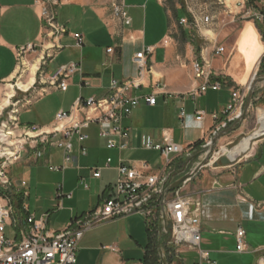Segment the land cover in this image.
Listing matches in <instances>:
<instances>
[{
    "label": "crops",
    "instance_id": "crops-1",
    "mask_svg": "<svg viewBox=\"0 0 264 264\" xmlns=\"http://www.w3.org/2000/svg\"><path fill=\"white\" fill-rule=\"evenodd\" d=\"M117 2L131 18L130 27L122 26L114 16L113 7ZM56 12L58 24L65 27L67 33L46 37L40 0H0V102L7 86L21 76L22 61L26 60L25 67L37 64L35 83L27 92L34 87L33 92L39 95L17 114L19 125L51 128L60 112H74L76 119L94 116L90 111L77 112L79 99L109 97L113 94L114 81L132 83L134 87L126 95L137 98L140 103L123 120L125 150L108 149V140L100 136L97 124L85 130L89 136L82 144L87 149L86 156H79L80 145L74 139L78 167L71 169L76 171L80 187L91 191L89 181L95 191L89 195L87 207L65 208V202L70 205L76 201L74 193L69 194L71 198L62 199L63 208L57 202L55 211H66L68 216L53 224V213H49L50 234L65 230L73 221L85 219L100 209L106 199L115 196L116 184L107 177L118 179L116 167L120 161L136 168L147 163L149 170L145 175L163 170L164 158L160 151L147 149L149 143L160 145L164 137L169 136L184 148L194 147L191 160L174 158L169 167L172 181L181 178L177 174L179 169H189L196 163V167L201 165L207 152L203 146L234 124L222 128L227 122L224 112L236 99L247 100L255 75L263 73L261 76H264V52L258 63L250 64V45L264 49V23L261 22L244 21L240 29L231 27L230 34L220 32L218 24H215L218 28L208 30L210 23L196 18L195 25L184 4L174 13L167 0H60ZM184 18L189 24L181 26ZM75 34L83 36L82 47L77 45ZM219 45L226 48L217 55L216 51L223 48ZM29 46L33 50L20 56L21 50ZM109 49L113 52L108 53ZM146 51L148 71L140 73L134 58ZM195 61L208 65L211 86L204 93L199 91L206 80L195 78ZM71 64H77L79 70L69 80L67 91L52 87L50 79L62 67ZM214 84H220V88H214ZM52 96L59 97L55 107L46 108V112L40 110L43 100ZM151 96L156 99L154 106L145 101ZM256 103L264 107V80L256 86L250 110ZM33 114L37 117L24 122L25 116ZM263 116L264 113L259 117ZM177 131L181 134L177 135ZM254 133L247 114L244 122L219 140L216 151L225 154L224 149L233 141ZM114 140L120 142L119 138ZM253 141L250 150L231 165H209L208 162L198 169L196 176L182 184L185 195L202 202L201 249L208 253V261H202L198 251L183 248L178 259L169 256L170 264H264V135ZM51 149L57 148L45 149L47 165H54L57 160L49 152ZM154 154H158L160 160L152 163L149 159ZM27 155L35 162L41 160L34 152L25 153L20 160ZM108 159H111L110 168H106ZM58 161L62 162V157ZM99 168L101 177L95 179L94 171ZM82 180L88 189L81 184ZM14 184L21 190L15 197L20 210L25 208L31 215L26 203L30 195L20 181ZM62 187L63 191L65 184ZM160 227L159 221L150 225L145 217L137 216L101 222L85 232L79 244L77 264H163L159 252ZM240 229L245 232L243 252L237 250ZM163 246L166 257L167 241Z\"/></svg>",
    "mask_w": 264,
    "mask_h": 264
},
{
    "label": "built area",
    "instance_id": "built-area-1",
    "mask_svg": "<svg viewBox=\"0 0 264 264\" xmlns=\"http://www.w3.org/2000/svg\"><path fill=\"white\" fill-rule=\"evenodd\" d=\"M249 3L258 0H246ZM60 0H40L41 17L46 28V37L51 35H63L67 33L65 27L57 22L56 9ZM257 10V7H255ZM114 16L119 19L122 26L130 27L131 18L128 16L123 6L117 3L113 7ZM256 22L264 23V13L254 14ZM205 23L210 21L209 17L203 19ZM194 24H197L194 18ZM189 21L184 18L180 21L181 26L188 25ZM264 37V34H263ZM77 45L83 46V36L74 35ZM33 50L29 46L22 49L20 56L27 51ZM109 49L108 53H112ZM224 52V48H219L216 54ZM22 53V54H21ZM147 54L141 52L134 58V62L139 67L140 73L148 71ZM208 65L204 61H195L193 65L195 78L206 80L205 85L199 93H204L211 86L210 73L207 71ZM79 66L71 64L62 67L51 79L50 85L57 90L66 92L69 87V80L78 72ZM132 83H112L113 94L101 100L95 98H80L76 106L77 112L90 111L94 114L83 119H76L74 112H60L56 115L54 126L51 128H41L37 126L19 125L16 110L12 111L7 122H3L0 128V264H77V253L79 244L85 232L91 227L115 218H125L134 215H143L149 224L163 223V197L168 185L172 182V173L169 167L174 158L185 155L189 158L194 152V147L184 148L173 141L169 136H165L163 143L155 145L147 144L149 150L160 151L165 161V167L157 174L145 175L149 170L147 163H143L140 168L124 165L120 161L116 167L118 173L115 185V196L104 201L103 206L97 211L88 215L85 219L73 221L65 230L50 234L48 231V221L50 214L37 218L29 215L25 208L20 210L18 202L15 200L16 193L21 190L16 189L9 177V168L25 153L34 152L37 159L44 158L46 148L55 147L62 151L61 165H50V170L54 172H65L71 168H77V157L74 154V139H77L79 156H86L87 149L82 144L88 140L85 133L92 124L100 126V136L106 138L107 148L123 151L127 145L123 142L126 138V130L123 126L125 116L139 106L137 98L127 96L126 93L132 89ZM214 88L219 89L220 84H214ZM149 106L156 105L154 97L145 99ZM244 98L235 100L234 105L228 107L224 112L227 122L222 126L228 127L229 123L235 122L244 107ZM15 106V105H14ZM14 115V116H12ZM181 119L185 120V113L181 112ZM119 138L117 143L114 138ZM23 139L19 144H13L12 140ZM211 142L203 148H210ZM27 147V149H26ZM225 154L215 152L209 161V165H214ZM111 159L107 160L106 168H110ZM102 169H96L93 177L99 179ZM81 184L88 189L84 180ZM62 186L59 191H62ZM168 194V193H167ZM60 198H71V195L58 194ZM165 215L167 226L170 230V239L167 240L169 256L174 259L179 258L180 249L186 248L199 252L202 261H208V253L201 249L202 235L200 227V215L202 212V202L195 197L184 195L180 190L173 191L166 195ZM11 229V237L10 230ZM245 232L240 229L237 233L239 252H243L246 247L244 243Z\"/></svg>",
    "mask_w": 264,
    "mask_h": 264
},
{
    "label": "rangeland",
    "instance_id": "rangeland-1",
    "mask_svg": "<svg viewBox=\"0 0 264 264\" xmlns=\"http://www.w3.org/2000/svg\"><path fill=\"white\" fill-rule=\"evenodd\" d=\"M118 1V0H117ZM169 5L173 8L174 13L176 10L181 9L182 5H185L186 11L192 15L193 20L194 18H202L204 19L205 17H209L210 21V27L207 28L208 30H211L212 28H218L215 26V24L219 25L221 28L220 32L223 33H231V27L240 29L242 22L244 21H255L254 19V14L262 12L264 13V0H258L256 2L249 3L246 0H167ZM119 3V2H117ZM255 7H257V10H255ZM259 8V9H258ZM234 17V19H231V17ZM263 23V22H261ZM214 24V25H213ZM220 47L226 48L224 45H219ZM31 52L29 53V55ZM24 56V55H22ZM26 60L22 61V66L20 70V74L23 73V71L26 69L25 67V62ZM258 63V62H257ZM252 66L256 64V62H251L250 63ZM264 66V65H263ZM264 70V68H262ZM264 72V71H263ZM263 73H259L261 76ZM20 77H18L12 84L11 86H16L17 87V82L19 81ZM29 77L26 76L23 79V82H28ZM40 82L39 78L37 77L36 83L38 84ZM9 86V85H8ZM8 86L5 91H8ZM13 86V88H14ZM15 87V96L13 97L12 100H10V106L8 108H5L4 111L1 112L0 115V128L1 124L3 122H7L9 119V116L12 114L11 112L16 110L17 114L28 105L29 102L33 101L35 98L38 97V93H34V87L29 91V92H24L18 87ZM14 91V90H13ZM5 96L3 97L2 101L4 100ZM1 101V102H2ZM245 100V104H246ZM0 102V103H1ZM59 102V97L57 96H52L51 98H46L43 100L41 104L40 110L43 112H46L47 109H52L55 107V105ZM244 104V107H245ZM15 105V106H14ZM251 109V108H250ZM39 110V112H40ZM264 107L261 105H257L253 110H250L248 112L249 116V123L250 126L255 128V131H257L260 128V120L264 118L259 117L263 115ZM42 112H40L41 114ZM37 114V113H36ZM14 116V115H12ZM35 114L33 116H25L24 122L27 120H31L30 118H36ZM33 120V119H32ZM35 122V121H34ZM40 127L42 125H37V127ZM177 135H180L181 133L177 131ZM252 135V134H251ZM249 135V136H251ZM245 136L239 141H233L232 144H230L226 149L232 150L238 145H240L243 140L246 137ZM23 141V139L16 138L13 139L12 142L13 144H19ZM254 142V141H253ZM221 145V144H220ZM219 146V143L217 145V148ZM27 149V147H26ZM217 150V149H216ZM225 150V149H224ZM206 156L204 157V160L207 157L209 148L206 150ZM50 153H53L54 157L57 158V160L54 162V166L56 165H61V161H58L61 155V151L57 149H51L49 150ZM217 152V151H216ZM224 152V151H223ZM194 154H192L191 157L187 158L185 155L180 156L181 160L188 159L191 160ZM159 155L154 154L149 161L152 163L158 162ZM46 159L42 158L39 160V162H35L31 159V155H27L24 159L19 160L15 162L11 168H10V174L9 177L12 180L13 183L15 181H20L23 185V189L30 195L29 199L26 200V203L29 207V212L31 215H35L37 218H40L42 215H46L49 213H53V219L52 223L56 222H62V220H65L68 216V212L66 211H55V207L57 202L60 203L61 208H63V205L61 203L63 198L58 199L57 196L58 194H63V195H69L74 193L75 197V202L71 203L70 205L64 203L65 208L69 209V206L72 207H82L85 205L87 207V199L91 192H94V185L91 184V182L88 181V183L91 185V191H85L82 187L79 186L78 180H76L77 173L73 169H68L66 172H53L50 170V165L46 164ZM202 163V162H201ZM197 164V163H196ZM196 164L193 165L191 168L186 169L184 168L183 170L179 169L177 174L181 177L191 173L194 171L197 167ZM200 164V163H199ZM219 165V161L216 163ZM199 173V172H198ZM198 173H195L192 177L196 176ZM191 177V178H192ZM108 181L111 182L113 185L117 183V178L115 176H109L107 177ZM173 179H171L172 181ZM175 181H172L173 183ZM170 183V184H171ZM62 184H65V188L63 191H59V188L62 186ZM15 185V184H14ZM169 186V185H168ZM167 186V187H168ZM182 185L177 189L180 190L181 194H184V191L181 190ZM187 193V192H185ZM168 196L170 193L167 194ZM185 195V194H184ZM56 198V200H55ZM16 200V198H15ZM60 209V208H59ZM140 218H144L143 215H134ZM132 217V216H131ZM10 230V237L12 235L11 229ZM162 232V227L158 229V234L160 236ZM170 239V235L166 238L164 245L166 244V241ZM165 247L163 246V250L165 253ZM169 249V247H168ZM166 260L170 264L169 260V254L166 253Z\"/></svg>",
    "mask_w": 264,
    "mask_h": 264
},
{
    "label": "water",
    "instance_id": "water-1",
    "mask_svg": "<svg viewBox=\"0 0 264 264\" xmlns=\"http://www.w3.org/2000/svg\"><path fill=\"white\" fill-rule=\"evenodd\" d=\"M263 80H264V76H258V75L254 76V78H253V80H252V82L250 84V87H249V95H248L245 107L243 108L240 116L238 117V119L234 122V124L229 129H226V130L222 131L221 133H219L218 135H216L213 138V140L211 142V146H210L208 154H207V157L203 161V163L201 165H199L194 171H192L191 173L181 177L177 181L171 183L166 188L165 194H164V197H163V207H162V210H163L162 232H161V234L159 236V252H160V257H161V260H162L163 264H169L167 262V260H166L164 252H163L164 242H165L166 238L168 237V235L170 233V230H169V228L167 226V219H166V215H165V205H164L167 193H170V192L178 189L182 184H184L186 181H188L198 171V169L204 167L210 161V159L212 158L213 154L216 152L219 140L221 138L225 137L226 135H228L229 133L233 132L242 122H244V120L246 119L247 114H248V112H249V110H250V108L252 106V100H253V97H254L256 86H257L258 83L262 82ZM254 139H256V138H254ZM232 163H233V161H231L229 159V157L226 156V155L223 156L220 159V161H219V164H221L222 166H229ZM216 165H218V164H216Z\"/></svg>",
    "mask_w": 264,
    "mask_h": 264
},
{
    "label": "bare ground",
    "instance_id": "bare-ground-1",
    "mask_svg": "<svg viewBox=\"0 0 264 264\" xmlns=\"http://www.w3.org/2000/svg\"><path fill=\"white\" fill-rule=\"evenodd\" d=\"M250 47H251L250 63L251 62L257 63L259 61V58L262 56L264 49L260 45H250ZM36 70H37V64L26 66V69L23 71V73L20 76L19 81L17 82V87L21 89L22 91L27 92L35 83L34 74L36 73ZM26 76L29 77V80L28 82H23V79ZM13 95H14L13 86L9 85L5 98L0 103V115H1V112L4 110V108L10 104V100L12 99ZM259 122H260V128L257 131H255L254 134H252L249 137H246L243 140V142L237 147H235L234 149L224 150L225 155H227L231 161H235L239 157L247 153L251 148L252 141L254 138L264 135V118L261 119Z\"/></svg>",
    "mask_w": 264,
    "mask_h": 264
},
{
    "label": "trees",
    "instance_id": "trees-1",
    "mask_svg": "<svg viewBox=\"0 0 264 264\" xmlns=\"http://www.w3.org/2000/svg\"><path fill=\"white\" fill-rule=\"evenodd\" d=\"M187 15V14H186ZM18 207H20V204L18 205ZM169 250V249H168Z\"/></svg>",
    "mask_w": 264,
    "mask_h": 264
}]
</instances>
